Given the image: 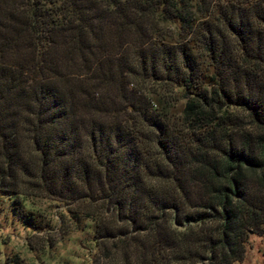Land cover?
<instances>
[{
  "label": "trees",
  "instance_id": "1",
  "mask_svg": "<svg viewBox=\"0 0 264 264\" xmlns=\"http://www.w3.org/2000/svg\"><path fill=\"white\" fill-rule=\"evenodd\" d=\"M0 193L65 204L90 264L243 261L264 0H0Z\"/></svg>",
  "mask_w": 264,
  "mask_h": 264
},
{
  "label": "rangeland",
  "instance_id": "2",
  "mask_svg": "<svg viewBox=\"0 0 264 264\" xmlns=\"http://www.w3.org/2000/svg\"><path fill=\"white\" fill-rule=\"evenodd\" d=\"M93 237V229L71 226L65 204L0 193V264H90ZM237 264H264V239L252 235Z\"/></svg>",
  "mask_w": 264,
  "mask_h": 264
}]
</instances>
